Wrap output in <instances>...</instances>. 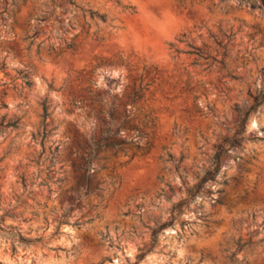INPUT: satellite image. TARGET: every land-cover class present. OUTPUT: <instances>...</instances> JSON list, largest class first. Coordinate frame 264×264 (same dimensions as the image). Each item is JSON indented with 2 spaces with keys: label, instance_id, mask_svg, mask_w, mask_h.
Segmentation results:
<instances>
[{
  "label": "rangeland",
  "instance_id": "rangeland-1",
  "mask_svg": "<svg viewBox=\"0 0 264 264\" xmlns=\"http://www.w3.org/2000/svg\"><path fill=\"white\" fill-rule=\"evenodd\" d=\"M44 1L0 0V264H264V101L215 179L173 209L236 130L249 93L264 91V8L76 0L107 18L86 19L85 35L78 16L59 7L56 21L37 24ZM33 26L39 33L29 44ZM229 31L225 68L191 63L188 44L214 49L213 36ZM68 39L69 51L37 52L40 41ZM134 91L142 97L131 103ZM43 102L51 131L41 145ZM109 108L129 142L114 157L99 150L89 159L83 193L77 178ZM56 145L51 164L48 147ZM166 221L154 240L153 228Z\"/></svg>",
  "mask_w": 264,
  "mask_h": 264
},
{
  "label": "trees",
  "instance_id": "trees-1",
  "mask_svg": "<svg viewBox=\"0 0 264 264\" xmlns=\"http://www.w3.org/2000/svg\"><path fill=\"white\" fill-rule=\"evenodd\" d=\"M239 3H243L245 5H248L250 9H261L264 8V0H237ZM117 4H119L118 1H116ZM59 7L62 11H70L73 13L75 17L78 16V18L81 20V23H78L77 26H79L78 33H84L85 35H88L89 33V24L86 21V19H89L93 21L95 24L99 23H106L107 18L104 13H100L97 10H93L89 7H85L84 5L78 3L76 0H45L43 5L38 8V13L34 15V21L37 24L44 23L48 21L51 17L53 18V21H56L58 15L56 13V8ZM123 9L128 8L126 5L122 6ZM29 21V19H27ZM78 21V20H76ZM58 25L60 28L65 30V26H67L66 23L58 21ZM71 28H74L75 25L68 24ZM39 33L36 26H33L32 33L30 35H26L25 39L29 40V44H32L35 37ZM78 33H76L73 36H76ZM222 38L213 36V41L215 44L214 49H210L209 46L203 45V46H193L191 44H188V48L184 51L188 55L192 56L193 59L191 63L195 66L202 67L203 69L209 70L214 65H220L221 68H225V57L228 56L229 52V46L231 45V41L233 40V32H225L222 34ZM100 40L103 38L100 37ZM40 46H43L44 50L48 53H55L59 54L65 51H69L73 49L74 43L71 39L63 40L60 42L57 46H54L50 43H43V41H40L37 43V52L39 51ZM213 50V51H212ZM176 51H179L176 49ZM213 52V53H212ZM3 65H0V68H2ZM234 76V75H232ZM18 78L21 80V83L25 86L31 85V80L29 79L27 72H19ZM114 83L116 84V81L114 79H106V85L110 87V85ZM252 99V102L250 106L247 108V110L240 114L239 117V123L237 125L236 130L233 132V134L227 138L224 139V141L217 145L216 150L214 151L209 165L207 168L203 171L201 176L198 179V182L188 190V198L176 203L173 206L174 211H180L183 206H185L187 203L192 201L195 196L199 193V190L204 186V183L210 180H214L216 175L218 174L220 170V163L221 158L223 155H225L229 149V147H234L240 144V139L242 137L243 132L245 131V122L247 120V117L250 113L255 112L257 107L261 102L264 101V91L260 90H254L253 92L249 93ZM142 95L137 94V91H134L132 96L129 97V100L131 103H134L137 99L141 98ZM111 115L112 110L109 108L107 110V117L109 119V122L105 127L103 128V131L100 134V137L97 141L92 142L90 145V151L87 154V157L83 159V172L81 176L77 178L78 183L81 186V191L83 193H87L88 190V184L90 182V177L92 170L89 166V159L97 153L99 150H109L111 152V156H116L117 152L119 150H122V145L125 143H128L129 140H126L125 138L118 137L120 133L119 126L113 127L111 124ZM50 116V111L48 110V106L45 102L42 103V131L40 133V143L43 144V140L46 137V135L51 131V129H46L47 123L46 119ZM58 146H54L53 148L51 146L48 147V158L50 160V163L53 164L55 161L56 153H57ZM103 168H109L110 171H113L114 164H111L110 166H103ZM98 186L96 185L94 189H97ZM170 221H166L164 223H161L153 228L152 230V236L155 240L157 238L158 232L164 228L167 224H169ZM250 241H246L243 244L240 245V248L246 244H249Z\"/></svg>",
  "mask_w": 264,
  "mask_h": 264
}]
</instances>
